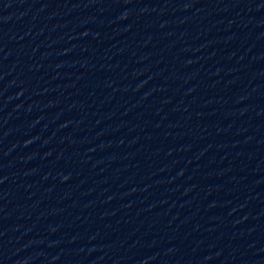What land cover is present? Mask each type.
I'll return each mask as SVG.
<instances>
[{
    "label": "water",
    "instance_id": "obj_1",
    "mask_svg": "<svg viewBox=\"0 0 264 264\" xmlns=\"http://www.w3.org/2000/svg\"><path fill=\"white\" fill-rule=\"evenodd\" d=\"M0 264H264V0H0Z\"/></svg>",
    "mask_w": 264,
    "mask_h": 264
}]
</instances>
